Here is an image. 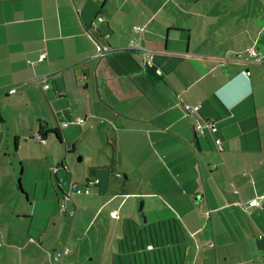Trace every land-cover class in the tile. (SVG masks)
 Returning a JSON list of instances; mask_svg holds the SVG:
<instances>
[{"label": "crops", "instance_id": "obj_1", "mask_svg": "<svg viewBox=\"0 0 264 264\" xmlns=\"http://www.w3.org/2000/svg\"><path fill=\"white\" fill-rule=\"evenodd\" d=\"M70 209L72 262L263 264L264 0H0V258L49 264Z\"/></svg>", "mask_w": 264, "mask_h": 264}, {"label": "built area", "instance_id": "obj_2", "mask_svg": "<svg viewBox=\"0 0 264 264\" xmlns=\"http://www.w3.org/2000/svg\"><path fill=\"white\" fill-rule=\"evenodd\" d=\"M141 27H135L134 28V32L135 33H139L141 31ZM84 34L86 35V37H88V39L91 40V42L93 43L94 45V48H95V51L92 55V57L94 58H102L104 57L110 50V47L109 45L106 43V38L108 37V34H105V35H96L95 33V25L94 23L91 24V26L89 28H86L84 29ZM136 41L137 39L136 38H131L129 39V48L130 49H134V50H141V52L143 53V57H144V62L146 65H151L153 63V53L151 51H148L147 49H144V48H141V47H138L136 46ZM250 55L252 56H255V52L254 50H250ZM45 57V54L44 53H41L40 56H39V59L42 60L44 59ZM237 58H240L241 55L240 54H237L236 55ZM254 61L256 62H262V59L259 58V57H255ZM243 73H245V75H248L249 72L248 71H244ZM51 77V75H42L39 80L41 82V88L42 90H47L50 88V83H49V78ZM11 93H14L15 92V89H11L10 90ZM200 105L201 103L198 102L196 104H184V110L186 112H190V113H194V112H198L199 108H200ZM83 119L82 118H75L74 120H66L62 123V126H68L70 124H81L83 123ZM198 128H201L200 125H197ZM204 126L206 128L209 129V131L214 134L215 131H216V127L214 125V122L212 120L210 121H207L204 123ZM35 140H37L38 142H41L43 140V137L41 134H36L34 136ZM215 144L217 145L218 149H221L218 145L220 144V140L219 139H215ZM98 184V179L96 178H93V179H88L83 185H76V184H70V187H69V191L68 193L65 195V197L67 199L70 198V196L72 194H89V188L92 187V186H96ZM259 200L258 199H252L250 200L246 205H242V209L244 211H247V209L249 207H253V206H259ZM66 215L70 218H73L74 215H75V212L74 210H67L65 211ZM263 238V235L262 234H259L257 236V240H261ZM62 256H63V253H60V252H56L54 255H53V261L55 262H59L61 261L62 259ZM262 262L264 264V257L262 259Z\"/></svg>", "mask_w": 264, "mask_h": 264}, {"label": "rangeland", "instance_id": "obj_3", "mask_svg": "<svg viewBox=\"0 0 264 264\" xmlns=\"http://www.w3.org/2000/svg\"><path fill=\"white\" fill-rule=\"evenodd\" d=\"M139 205V204H138ZM142 216V215H141ZM149 217V215H148ZM16 222V221H13ZM53 223H55L57 225V227L59 226L60 229H62V231L60 232V239L59 242L57 241L54 246L52 247L54 252H60L62 253L64 251V248L67 246V253L65 252L66 256H63L62 259L64 260V264H68L69 262H71L72 264H82V262L78 259L76 262H72L70 261L71 256L74 257H78L79 253H83L86 254L87 248L84 245H81L80 243V235H82L83 233L81 232V228L78 227L77 225H74L73 230L71 232L72 226H73V222H72V218H68L65 216H60L59 219H57V221L53 220L51 221ZM18 224H21V222H19ZM52 229V234L54 233V235L56 234L55 231L52 227L50 226ZM82 237V236H81ZM70 251H72V253H70ZM54 253V254H55ZM68 253H70V256L67 257ZM48 254V253H47ZM61 259V263H63ZM49 264H56L58 262H55L53 260H49L48 262ZM0 264H10L9 261H7V259L4 257V252L2 253V257L0 258ZM13 264H18L17 261H15ZM39 264V263H38ZM60 264V263H58Z\"/></svg>", "mask_w": 264, "mask_h": 264}, {"label": "trees", "instance_id": "obj_4", "mask_svg": "<svg viewBox=\"0 0 264 264\" xmlns=\"http://www.w3.org/2000/svg\"><path fill=\"white\" fill-rule=\"evenodd\" d=\"M50 132L56 134V132H54V131H50ZM39 134H42V133L40 132ZM56 137H57V139H59V137H58L57 135H56ZM111 159H112V161H113V157H111ZM168 242H169V241H165V242H164V245H163L162 247H164V246H166V247L169 246V243H168ZM147 244H148V243H145V245H144L142 248H145ZM151 244H152V245L150 246V248L153 247V243H151ZM154 244H155L156 246H158L156 242H154Z\"/></svg>", "mask_w": 264, "mask_h": 264}, {"label": "water", "instance_id": "obj_5", "mask_svg": "<svg viewBox=\"0 0 264 264\" xmlns=\"http://www.w3.org/2000/svg\"><path fill=\"white\" fill-rule=\"evenodd\" d=\"M65 160V159H64ZM64 194V196H65V193H63ZM67 194V193H66Z\"/></svg>", "mask_w": 264, "mask_h": 264}]
</instances>
